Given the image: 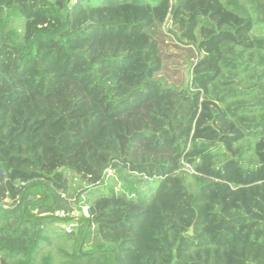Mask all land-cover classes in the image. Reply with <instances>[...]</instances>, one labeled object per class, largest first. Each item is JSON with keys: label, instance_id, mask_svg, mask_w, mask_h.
<instances>
[{"label": "trees", "instance_id": "1", "mask_svg": "<svg viewBox=\"0 0 264 264\" xmlns=\"http://www.w3.org/2000/svg\"><path fill=\"white\" fill-rule=\"evenodd\" d=\"M0 165V264H264V0H0Z\"/></svg>", "mask_w": 264, "mask_h": 264}, {"label": "rangeland", "instance_id": "2", "mask_svg": "<svg viewBox=\"0 0 264 264\" xmlns=\"http://www.w3.org/2000/svg\"><path fill=\"white\" fill-rule=\"evenodd\" d=\"M170 37V35L168 36ZM174 39L170 37L169 40H166L164 42L165 45L168 46V54L173 55L172 60H169L168 63V83L169 84H175L178 87H184L188 84L190 80V72H191V62L195 61L196 59L190 56V52H184L180 50L181 48L176 47V44H174ZM9 139V138H8ZM190 173H192L191 170H189ZM69 183H70V190L68 193H62L63 198L66 199L69 203V210H62L65 214V217L60 218H66L68 215L70 218H74L72 221L74 225L77 223V218L80 217L82 214L87 215L88 207L86 205H81L78 200L79 193L84 189V187L79 186L78 182L73 181L70 176ZM116 189H119V186L116 187ZM152 191L151 187L148 186V192ZM106 191L104 188L99 187L92 189V191L85 194L83 198L94 201L103 194H105ZM77 226V224H76ZM66 228H64V225L62 221H56L55 223L51 224L50 229L47 231V236L50 239V244L45 245L44 250L42 251L41 255L39 256V260L42 258L43 255L52 254L54 256V262L56 264H61L63 261H67L68 257L60 253V248H64L72 253L71 246L58 238L57 236L62 234ZM94 229V228H92ZM72 230V227L70 228ZM74 230L76 231L77 228L75 227ZM68 231V230H67ZM78 232V235L81 236L80 230L76 231ZM95 242L94 238H90L89 244H92Z\"/></svg>", "mask_w": 264, "mask_h": 264}, {"label": "water", "instance_id": "3", "mask_svg": "<svg viewBox=\"0 0 264 264\" xmlns=\"http://www.w3.org/2000/svg\"><path fill=\"white\" fill-rule=\"evenodd\" d=\"M3 177H4V170H3L2 166L0 165V181L3 179ZM0 206L1 207L4 206L3 202L1 201V199H0ZM188 234L189 235L193 234V227L190 228V231L188 232Z\"/></svg>", "mask_w": 264, "mask_h": 264}, {"label": "built area", "instance_id": "4", "mask_svg": "<svg viewBox=\"0 0 264 264\" xmlns=\"http://www.w3.org/2000/svg\"><path fill=\"white\" fill-rule=\"evenodd\" d=\"M55 215L58 216V217H65V214H64L63 211H57ZM70 228L71 227H67L68 232L71 231Z\"/></svg>", "mask_w": 264, "mask_h": 264}]
</instances>
